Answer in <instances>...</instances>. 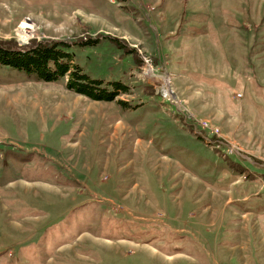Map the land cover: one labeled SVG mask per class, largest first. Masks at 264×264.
Returning <instances> with one entry per match:
<instances>
[{
	"label": "rangeland",
	"instance_id": "374dc122",
	"mask_svg": "<svg viewBox=\"0 0 264 264\" xmlns=\"http://www.w3.org/2000/svg\"><path fill=\"white\" fill-rule=\"evenodd\" d=\"M0 41L119 89L0 65V264H264V0H0Z\"/></svg>",
	"mask_w": 264,
	"mask_h": 264
},
{
	"label": "trees",
	"instance_id": "16d2710c",
	"mask_svg": "<svg viewBox=\"0 0 264 264\" xmlns=\"http://www.w3.org/2000/svg\"><path fill=\"white\" fill-rule=\"evenodd\" d=\"M68 44L59 42H32L18 46L13 41H0V65L18 72L34 75L49 83L64 79L67 91L90 101H113L119 89L108 93L101 82L90 80L75 67L63 50Z\"/></svg>",
	"mask_w": 264,
	"mask_h": 264
},
{
	"label": "built area",
	"instance_id": "2783aa9c",
	"mask_svg": "<svg viewBox=\"0 0 264 264\" xmlns=\"http://www.w3.org/2000/svg\"><path fill=\"white\" fill-rule=\"evenodd\" d=\"M206 127V125H204Z\"/></svg>",
	"mask_w": 264,
	"mask_h": 264
},
{
	"label": "bare ground",
	"instance_id": "6f19581e",
	"mask_svg": "<svg viewBox=\"0 0 264 264\" xmlns=\"http://www.w3.org/2000/svg\"><path fill=\"white\" fill-rule=\"evenodd\" d=\"M24 26V25H23ZM25 27V26H24Z\"/></svg>",
	"mask_w": 264,
	"mask_h": 264
}]
</instances>
